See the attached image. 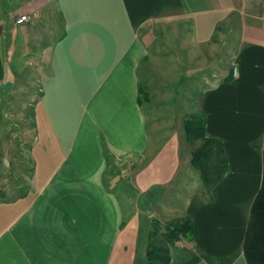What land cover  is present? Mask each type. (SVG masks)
Listing matches in <instances>:
<instances>
[{
    "label": "crops",
    "instance_id": "0c3cea01",
    "mask_svg": "<svg viewBox=\"0 0 264 264\" xmlns=\"http://www.w3.org/2000/svg\"><path fill=\"white\" fill-rule=\"evenodd\" d=\"M21 14L29 20L17 23ZM230 18L232 67L195 93L190 111L222 139L228 166L210 191L187 196L193 239L169 246L170 264H251L242 243L263 166L264 0H0V172L9 159L30 166L19 194L0 190V264H135L142 222L179 177L196 175L198 143H188L187 114L163 127L142 111L140 30L187 19L203 43ZM81 98L70 132L66 107ZM9 115L24 118L17 142ZM153 186L162 193L144 209Z\"/></svg>",
    "mask_w": 264,
    "mask_h": 264
},
{
    "label": "rangeland",
    "instance_id": "374dc122",
    "mask_svg": "<svg viewBox=\"0 0 264 264\" xmlns=\"http://www.w3.org/2000/svg\"><path fill=\"white\" fill-rule=\"evenodd\" d=\"M231 23L230 18L217 24L212 37L203 43H198L195 40L191 24L187 19L151 22L141 28V36L144 37L147 46L146 62L145 65L143 63L141 65V84L143 91L146 92V102L142 93H140L139 99L144 113L147 109L158 124L166 127L175 112H178V115H186L194 109L193 98L195 93L217 80L216 77L226 74L232 67L231 61L237 41V31ZM21 101L23 100L13 103L11 107L6 100L3 101V106L6 103L7 108H13L17 105L19 109H25V105H19ZM84 103H86L85 99L81 98L79 105L77 101H74L71 107H66L68 114L66 127L70 132L77 125V114L82 111ZM65 104L70 105V100L62 102V105ZM20 119L23 120L24 118L10 117L9 115L5 119L7 123L5 125L11 130L9 135L15 142L21 140L20 134L16 131V125L21 124ZM15 132H17L16 136L14 135ZM38 134L39 132L35 138L37 137L40 141L41 138L39 139ZM12 151L18 153V150L14 151V148ZM7 163L9 164L7 165ZM7 163L8 172H0V190L5 189V191L3 190L5 194L14 196L22 191L15 186V182L18 180L24 182L30 166L27 167L26 161H23L21 166H17L15 160L12 159H9ZM196 175L193 173L180 175L181 177L175 182V189L170 191L164 200L155 205L151 214L148 215L149 218L159 220L157 228L160 232L163 230L166 221L178 219L185 215L183 212L187 196L195 187H201L198 173ZM147 220L142 225L144 226L142 230L146 231L156 227ZM143 235L144 231L141 232V238L138 240L139 256L145 252Z\"/></svg>",
    "mask_w": 264,
    "mask_h": 264
},
{
    "label": "trees",
    "instance_id": "16d2710c",
    "mask_svg": "<svg viewBox=\"0 0 264 264\" xmlns=\"http://www.w3.org/2000/svg\"><path fill=\"white\" fill-rule=\"evenodd\" d=\"M230 77L231 74L225 77V81ZM183 123L188 143L198 142L191 148L189 163L198 173L201 186L210 191L222 180L227 170L228 161L223 141L217 136L206 134L205 115L201 111L188 113ZM262 161L261 184L250 206L242 243L244 257L251 264H264V150ZM161 193V187H151L145 192L147 202L141 203V206L144 209L151 207ZM146 219L156 227L142 230ZM158 225L159 220L156 218L148 217L142 222L138 238H141V232L144 231L145 252L139 256L140 249H137L135 264H170L169 246L180 239L187 242L193 239V224L188 216L166 221L161 232L157 228Z\"/></svg>",
    "mask_w": 264,
    "mask_h": 264
},
{
    "label": "built area",
    "instance_id": "2783aa9c",
    "mask_svg": "<svg viewBox=\"0 0 264 264\" xmlns=\"http://www.w3.org/2000/svg\"><path fill=\"white\" fill-rule=\"evenodd\" d=\"M29 20V16L27 14H21L16 18L17 23H21L23 21ZM264 26V25H263Z\"/></svg>",
    "mask_w": 264,
    "mask_h": 264
}]
</instances>
